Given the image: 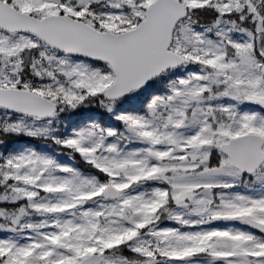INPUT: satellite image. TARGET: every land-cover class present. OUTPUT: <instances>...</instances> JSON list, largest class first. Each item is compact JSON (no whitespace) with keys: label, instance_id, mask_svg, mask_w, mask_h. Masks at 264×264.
I'll return each mask as SVG.
<instances>
[{"label":"snow or ice","instance_id":"6c2138e0","mask_svg":"<svg viewBox=\"0 0 264 264\" xmlns=\"http://www.w3.org/2000/svg\"><path fill=\"white\" fill-rule=\"evenodd\" d=\"M0 264H264V0H0Z\"/></svg>","mask_w":264,"mask_h":264}]
</instances>
